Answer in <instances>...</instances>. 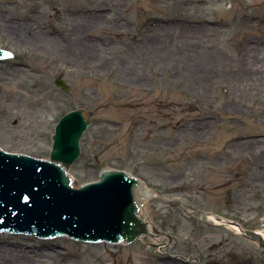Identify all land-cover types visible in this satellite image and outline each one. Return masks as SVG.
I'll list each match as a JSON object with an SVG mask.
<instances>
[{
  "label": "rangeland",
  "instance_id": "374dc122",
  "mask_svg": "<svg viewBox=\"0 0 264 264\" xmlns=\"http://www.w3.org/2000/svg\"><path fill=\"white\" fill-rule=\"evenodd\" d=\"M0 49L26 60L0 64L9 153L45 160L58 116L104 93L170 103L129 121L110 107L67 168L74 187L103 167L139 177L158 241L0 233V252H32L13 264H264V0H0Z\"/></svg>",
  "mask_w": 264,
  "mask_h": 264
},
{
  "label": "water",
  "instance_id": "95a60500",
  "mask_svg": "<svg viewBox=\"0 0 264 264\" xmlns=\"http://www.w3.org/2000/svg\"><path fill=\"white\" fill-rule=\"evenodd\" d=\"M11 54L12 67L25 68L26 60L20 61L24 56L13 60L15 53ZM7 56L0 50V58ZM4 61L0 64L4 65ZM55 84L64 92L69 89L62 80ZM142 106H147L151 114H160L161 108H169L170 103L151 96L145 102L143 97L133 99L131 94L112 102L111 93L110 97L104 93L91 109H67L58 116L54 129L50 126L52 145L49 157H45L50 161L0 149V232L50 238L41 240L64 236L78 244L126 246L138 239L146 242L150 230L143 219L138 193L149 192L142 189L139 177L124 172L122 166L116 170L103 167L98 180L84 181L74 188V177L67 171L69 177L65 169L79 157L80 139L92 119L101 118L103 113L113 118L110 107H114L117 121H129L138 118Z\"/></svg>",
  "mask_w": 264,
  "mask_h": 264
},
{
  "label": "bare ground",
  "instance_id": "6f19581e",
  "mask_svg": "<svg viewBox=\"0 0 264 264\" xmlns=\"http://www.w3.org/2000/svg\"><path fill=\"white\" fill-rule=\"evenodd\" d=\"M51 145H52V143H51ZM139 195H140V193H139ZM150 195H152V194H150ZM141 196H143V198H148L149 197V193H148V195H141ZM209 217L212 218L217 223L227 224V226L230 229H233L235 231L240 230V227L238 225L230 224L229 222H227L225 220H222V219H219V218H216V217H214L212 215H210ZM148 225H149L150 234L147 236V241L150 240L152 242H157L158 241V237L156 235L152 234V231H153L152 225L149 222H148ZM258 233H260V232H257L256 234L258 236H260L264 240V233L261 232L260 235ZM26 252H28V253H26ZM14 253H16L17 255H14ZM26 254H28L29 256L30 255L33 256L32 252L23 251L18 246H17V248L14 247L12 252H0V264H13L14 261L19 260V258L22 259L24 257V255H26Z\"/></svg>",
  "mask_w": 264,
  "mask_h": 264
}]
</instances>
